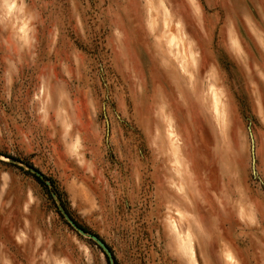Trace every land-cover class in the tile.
Wrapping results in <instances>:
<instances>
[{"label":"rangeland","instance_id":"rangeland-1","mask_svg":"<svg viewBox=\"0 0 264 264\" xmlns=\"http://www.w3.org/2000/svg\"><path fill=\"white\" fill-rule=\"evenodd\" d=\"M0 264H264V0H0Z\"/></svg>","mask_w":264,"mask_h":264},{"label":"bare ground","instance_id":"bare-ground-1","mask_svg":"<svg viewBox=\"0 0 264 264\" xmlns=\"http://www.w3.org/2000/svg\"><path fill=\"white\" fill-rule=\"evenodd\" d=\"M151 11V10H150ZM215 100V99H214ZM215 101H217V99L215 100ZM217 105H218V102H217ZM193 257V256H192Z\"/></svg>","mask_w":264,"mask_h":264},{"label":"trees","instance_id":"trees-1","mask_svg":"<svg viewBox=\"0 0 264 264\" xmlns=\"http://www.w3.org/2000/svg\"><path fill=\"white\" fill-rule=\"evenodd\" d=\"M38 180V179H37ZM53 184V183H52ZM55 192H57V191H55Z\"/></svg>","mask_w":264,"mask_h":264}]
</instances>
